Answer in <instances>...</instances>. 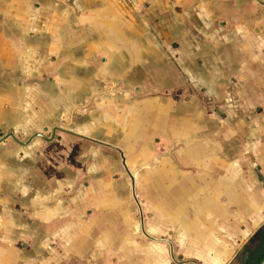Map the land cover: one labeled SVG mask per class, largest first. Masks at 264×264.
I'll list each match as a JSON object with an SVG mask.
<instances>
[{"label":"rangeland","instance_id":"374dc122","mask_svg":"<svg viewBox=\"0 0 264 264\" xmlns=\"http://www.w3.org/2000/svg\"><path fill=\"white\" fill-rule=\"evenodd\" d=\"M81 1L24 0L16 4L13 0L8 5L0 2V140L9 133L15 136L0 144V264H242L247 256L245 249H254L260 242L264 205H239L238 196L237 200H230L239 191L225 194L218 184L222 174L217 172L230 161L239 160V127L232 125L231 157L223 156L218 151L223 143L215 141V150L208 156L214 160V172L210 174L196 173L195 168L201 166L196 155L198 143L183 144L185 139L197 140L199 133L208 134L192 124L191 114L204 118L202 114L206 112L211 122L215 119V123H208L216 125L211 136L219 137L224 132V97L240 82L238 52L222 40L218 53L224 61L230 54L235 57L233 62L227 59L215 68L201 59L194 63L195 68L199 66L197 75L188 81L194 89L193 97L185 96L186 104L179 114V133H184L174 135L176 139L169 143L178 145L181 155L175 153L162 159L160 153L165 149L157 132L151 130L145 138L136 134L125 141L107 136L106 129L117 125V100L125 104L128 98H117V79L109 75V70L105 75L100 68L107 61L100 51L96 52V36L92 34L96 28L89 30L87 25H81ZM85 1L90 4L93 0ZM191 1L163 0L162 9L174 5L168 17L191 22L197 34L195 41L203 43L206 24L191 7L214 4L215 11H219L226 0ZM142 2L147 11L161 4ZM258 3L264 10V0ZM225 18L223 11L218 12L211 15L207 24L210 30L215 28V33H220V39H231L232 33L224 31ZM160 21L156 18L157 23ZM23 22L29 27L24 33ZM259 22L264 23V14ZM124 23L120 18L115 26ZM140 24L147 29L142 20ZM32 25L38 32L30 31ZM108 28V24L103 27L105 39L114 34V39L123 42L120 30ZM174 28L163 25L155 30L161 36H172L167 44L179 48L175 40L181 27ZM124 30L130 33V29ZM138 33L133 45L126 47L128 35L119 45L127 48L125 55L133 60L130 66L147 63L157 50L143 31V35ZM37 35L41 40L32 42L29 37ZM161 40L159 44L165 49L167 44ZM17 41L24 45H17ZM135 46L141 52H134ZM199 47L205 51V46ZM48 48L54 51L49 52ZM107 51L115 61V71L127 66L119 61L123 54L119 56L115 45L114 52L111 46ZM187 54L184 51L182 56L188 58ZM212 71H217L215 76H208ZM126 104L136 106L130 101ZM133 111L135 115L138 109ZM230 118H236L232 123L239 119ZM126 121L134 123V119ZM58 124L60 133L55 136L59 144L49 145ZM149 125L141 124L145 131ZM155 127L158 129L159 123ZM227 129L226 125V132ZM63 134L82 136L87 142H76ZM105 140H113L112 144L122 148L126 165L136 179L135 191L145 214L146 233L166 241H153L143 234L140 211L133 204L131 181L123 169L121 155L100 143ZM51 197L53 203L47 205ZM49 208L54 218L52 229L47 231L43 225L50 217Z\"/></svg>","mask_w":264,"mask_h":264},{"label":"crops","instance_id":"0c3cea01","mask_svg":"<svg viewBox=\"0 0 264 264\" xmlns=\"http://www.w3.org/2000/svg\"><path fill=\"white\" fill-rule=\"evenodd\" d=\"M12 1L13 0H0L1 3L6 5L12 4ZM14 1L16 4L24 2V0ZM151 1L154 4L155 2L158 4L161 3L160 7L156 8L155 4L153 9L147 11L146 4H143L142 0H93L90 4L86 3L85 0L81 1V25H87L89 30L96 28L95 32L92 33L94 34L93 36H96L94 37L96 38L95 43L97 45L96 52L100 51V54L105 57V60L107 61L105 65H100V68L105 70V75H107V71L109 70V75L113 79H117L115 81L116 86L119 88V94L117 95L120 96L117 98H121L123 96L128 98L125 104H123V100H117L118 109L115 110L117 114L115 116L117 125L106 129V131H108L107 136L111 135V137L109 136L110 139L125 141L126 139H129V136H135L136 134L143 135V138H145V134H151L152 130L153 132L158 133L156 136L160 138L159 141L161 142V146L165 149V151L160 153V158L164 159L167 156H172V154H178V145L172 146L169 143L173 138L176 139L174 135L178 136L179 134L183 135L184 133H179V121H182V119L179 118V114L181 106L186 104L184 101L185 96L193 97L192 93L194 92V89L188 81L191 82V78H194L197 75L196 69H198L199 66L197 64V68H195L194 63L199 62V59H201L206 65H208V67L211 66V68H215L218 62H227V59L228 62H233L235 57L233 58V56L231 57L229 54V57H226L224 61L218 53L217 49L222 44L223 40L224 45H229L230 47L232 46L235 48V51L238 52L240 80L239 86H235L233 90L226 92L227 94L224 93L226 96L224 97L225 104L223 105V108L227 113L226 119L222 121V124L225 126L224 132L219 134V137H214V135L211 136V132L215 131L214 128L216 125H211L215 123V119L211 122V118L208 117L206 112H203L202 114L204 118H197L191 114V116H189V120L192 121V124H195L197 127L204 128L208 134L199 133L197 134V140L185 139L183 144L188 146L198 143L195 145L197 148L196 155L198 156V159H200L199 161L201 166H197V168H195L196 173L210 174L214 172L212 165L214 160L210 159L213 157L208 156H212V152L215 150V147L213 146L215 141L223 143V147H221L218 151H222L223 156L231 157L232 145L230 142L234 133L232 125L239 127L236 130L240 140L239 151L236 154L239 156V160L235 163L230 161L229 164L227 163V165H224L222 170L217 172L222 174V178L219 180L218 184L223 186L225 194H229L232 190L237 189L239 193H234L232 196L230 195V200H237L238 196L239 205H264V23L259 22L264 14L263 7L258 3V0H226L224 3L222 2V10L220 7L219 11H215L216 7L214 4L209 6L198 4L197 9L196 7H191L195 11H198L197 13H199L200 18L206 24L204 30L207 31V35L204 38L205 41L202 43L195 41L197 34L194 33L193 25H190L192 24L191 22L188 21L187 23H183V21L180 20L178 22L175 20L174 16L168 17L170 13L169 9L174 8V5H170L171 7L168 6L166 9H162L163 0ZM195 1L196 0H192L191 4L195 3ZM217 11L219 13L223 11V16L226 17L225 21L227 24L226 27H224V31L227 32L228 35L232 33L230 35L232 37L231 39H220V33L218 31L215 33V28L213 30L209 29V24H207V22L209 21L211 15L218 13ZM147 14L154 19V22L147 16ZM158 17L161 20L160 23L156 22V18ZM120 18L125 23L115 26L116 22L119 21ZM141 20L143 21L144 27L147 29H143L142 26H140ZM136 21L139 22L136 24ZM50 23L51 21L48 22L49 25ZM105 24H108L109 28H112L111 30H120L118 34L122 36L121 39L123 42L125 40L124 35L129 36L126 47L134 44L136 35L139 34L138 31L140 34L143 31L144 35L148 37V41H150L151 46L153 48H157L155 52L156 54H154L151 59H149L151 56H149V58L147 57V63L139 62L136 65L130 66L133 63V60L131 61L130 57L125 55L127 48L123 44L122 46H119L122 41L114 39V34H112L111 39H105V32L103 29V27L105 28ZM163 25L168 27L175 26L174 29H177L179 26L181 27L179 28V36L176 37L175 40V42L179 44V48H174L172 45L170 46V43L167 44L171 38H173L172 36H161L159 35V32L155 30ZM21 27L22 33H24L23 31L29 30V27L26 28L25 22H23ZM124 28L130 29V33H127ZM217 28L221 27L219 26ZM31 29L32 30L30 31L32 32H34V30L38 32V29H35L34 25H32ZM131 35H133V37ZM209 35L211 36L209 37ZM48 37L51 41L55 40L52 39V35H48ZM29 38H31L32 42H37L39 39L41 40L39 35H37V37L31 36ZM159 39H162L167 44L163 46L167 49L166 51L160 46ZM19 44L24 45L23 42L18 43L17 41V45ZM64 45L66 46L68 44L65 43ZM114 45L117 47L119 56L122 54L124 56H122L119 61H123L127 64L126 67L122 70L119 69L118 71H115V61L111 59V56L107 51V49L111 46V51L113 50L114 52ZM217 45L218 47L215 48L214 46ZM199 46H205V51L203 49L201 50ZM134 48V52H141L137 46ZM209 50L211 51L208 54H205ZM48 51L52 52L54 49L48 48ZM184 51L188 52V58H184L182 56ZM184 62H188V64L184 66ZM134 69L135 72L133 73ZM137 69H139L138 73H136ZM229 69H231V66ZM216 72L217 71L209 72L208 76L213 77ZM135 88L138 89L134 90ZM115 91L117 92V90ZM122 92L129 93L124 94ZM233 93L235 96H232ZM128 101L132 102L136 106H129L126 104ZM137 103H139V105ZM191 104L193 107L194 104ZM133 108L136 110L138 109V112L135 115L133 114ZM198 108L200 107L198 106ZM231 116H237L239 119L232 123V120L236 118H230ZM128 119H134V123H132L133 121H126ZM71 122L72 121H70V123ZM199 122L202 123L200 124ZM158 123L159 127L157 129L155 126L158 125ZM141 124H143V126L150 124V127H147L148 129L145 131ZM63 125L66 126V124ZM226 125L229 127L227 132ZM60 126L61 125L58 124L54 127L53 136L49 140V145L56 146L59 142L58 137L55 135L56 133H60V131H57L61 128ZM63 135L67 138H71L72 140L77 139L76 142H87V140L84 137L82 138V136L73 137L71 134ZM38 137L43 138L42 135ZM111 142H113V140H105L104 142L100 141L103 146L116 151L121 155L123 169L129 175L131 181L134 200L133 204L140 211L141 229L144 234V231L146 233L143 223L145 214L141 210L140 202L137 199L135 191L136 179L126 165V161L121 150L122 148L117 144H112ZM167 143L170 146L167 145ZM173 147L176 149L173 150ZM170 150L173 153H171ZM207 152L209 153L207 154ZM214 155H216V157L218 156L217 153ZM131 176H133L134 182ZM238 183L239 185L237 188ZM53 200V197L47 200V205L53 203ZM47 211L50 217H47L48 220L45 221L46 224L43 225V228L50 231L52 229L51 223L53 222L52 220L54 218V214L51 208L47 209ZM60 217L63 216L61 215ZM263 230L264 229L260 231V237ZM144 235L146 236L148 234L146 233ZM146 237L149 238L150 236L148 235ZM151 238L153 237H150V239ZM158 241L162 242L166 240ZM171 248V254H173L172 245Z\"/></svg>","mask_w":264,"mask_h":264},{"label":"trees","instance_id":"16d2710c","mask_svg":"<svg viewBox=\"0 0 264 264\" xmlns=\"http://www.w3.org/2000/svg\"><path fill=\"white\" fill-rule=\"evenodd\" d=\"M247 256L242 264H261L264 261V230L260 242L254 249H245Z\"/></svg>","mask_w":264,"mask_h":264},{"label":"water","instance_id":"95a60500","mask_svg":"<svg viewBox=\"0 0 264 264\" xmlns=\"http://www.w3.org/2000/svg\"><path fill=\"white\" fill-rule=\"evenodd\" d=\"M38 136H41V135H36V137H38ZM9 137L15 138V136L13 135V133H9V135H7L6 137H4L3 139L0 140V144L3 143L5 140H7ZM30 141H31V140H30ZM30 141H29V142H30ZM29 142H28V143H29ZM28 143H27V144H28ZM131 178H132V180H133V182H134V178H133V176H131ZM133 188H134V187H133ZM134 196H135V192H134ZM144 234H146L145 231H144ZM146 236H148V235H146ZM149 238H150V237H149ZM151 239H152V240H157V239H153V238H151ZM157 241H158V240H157ZM168 243H169V242H168ZM170 245H171V244H170ZM171 251H172V248H171ZM261 264H264V261H263Z\"/></svg>","mask_w":264,"mask_h":264}]
</instances>
